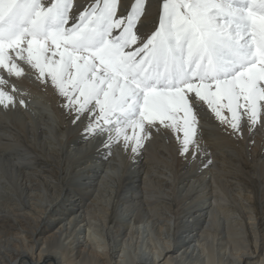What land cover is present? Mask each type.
I'll list each match as a JSON object with an SVG mask.
<instances>
[{
  "label": "bare ground",
  "instance_id": "obj_1",
  "mask_svg": "<svg viewBox=\"0 0 264 264\" xmlns=\"http://www.w3.org/2000/svg\"><path fill=\"white\" fill-rule=\"evenodd\" d=\"M21 66L0 70V264H264V127L230 135L205 109L198 155L162 127L133 154Z\"/></svg>",
  "mask_w": 264,
  "mask_h": 264
},
{
  "label": "snow or ice",
  "instance_id": "obj_2",
  "mask_svg": "<svg viewBox=\"0 0 264 264\" xmlns=\"http://www.w3.org/2000/svg\"><path fill=\"white\" fill-rule=\"evenodd\" d=\"M152 2L0 0V70L19 77L27 65L73 125L133 154L162 127L178 155H198L205 109L230 135L264 127V0Z\"/></svg>",
  "mask_w": 264,
  "mask_h": 264
}]
</instances>
